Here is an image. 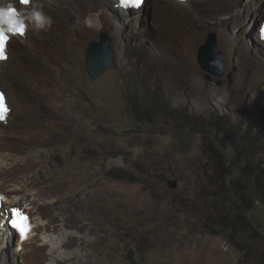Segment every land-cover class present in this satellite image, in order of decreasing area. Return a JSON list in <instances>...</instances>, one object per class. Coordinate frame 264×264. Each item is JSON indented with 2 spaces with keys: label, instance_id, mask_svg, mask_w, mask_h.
I'll return each instance as SVG.
<instances>
[{
  "label": "rangeland",
  "instance_id": "obj_1",
  "mask_svg": "<svg viewBox=\"0 0 264 264\" xmlns=\"http://www.w3.org/2000/svg\"><path fill=\"white\" fill-rule=\"evenodd\" d=\"M12 1L3 4L15 6ZM76 1L80 7L58 19L57 34L45 28L58 49L53 64L21 35L10 43L40 58L41 70L28 74L35 80L32 89L52 93L53 105L71 116L57 132L61 139L45 146L47 169L53 172L40 184L61 194L72 186L101 193L98 203L104 207L87 208L95 214L87 222L94 220L96 228L87 229L91 242L83 245L88 256L82 264H264V225L258 232L247 219L264 224L259 201L264 200V152L255 159L260 168L253 175L252 163L226 149L219 126L222 117L243 122L247 116V125L257 131L258 116H251V108L264 113V45L258 41L264 0H230L218 10L208 7L198 19L172 13V2L145 0L139 13L130 7L131 16L108 24L105 7ZM103 31L111 38L112 67L93 78L86 50ZM213 34L226 60L222 76L198 61ZM129 46L135 50L130 57L124 54ZM6 65L0 66V84L12 96L20 88L15 73H26ZM131 70L145 76L150 89L162 86L175 106L187 107L199 118L201 133L179 132L165 119L140 122L120 86ZM121 169L132 178L114 177ZM31 188L19 195L20 206L30 202L33 207ZM89 199L82 198V207L69 203L62 214H79ZM51 200L42 196L41 203ZM10 208L4 202V210ZM31 215L48 223L40 213ZM78 225L42 235L44 264H58L66 231L79 230ZM15 244L11 239L0 243V264H23Z\"/></svg>",
  "mask_w": 264,
  "mask_h": 264
},
{
  "label": "bare ground",
  "instance_id": "obj_2",
  "mask_svg": "<svg viewBox=\"0 0 264 264\" xmlns=\"http://www.w3.org/2000/svg\"><path fill=\"white\" fill-rule=\"evenodd\" d=\"M8 1L15 4L12 0ZM16 1V5L13 6L18 12L16 18L19 19V22L25 21V23H28L26 16L34 7L33 0H30L28 5L22 3L21 0ZM79 1L82 4L81 1L88 3L90 0ZM142 1L144 2L145 0ZM166 1L172 2L170 5L172 13L198 19L208 7L214 9L221 6L225 7L230 0H186L184 3H181L180 0H161L159 4L162 5ZM93 5H101L108 10L109 15H106L105 24H108L110 19L124 21L131 16L130 8L121 6L116 0H93L91 7H94ZM141 5L132 7L133 12L139 13L142 10ZM5 6L3 0H0V9H5ZM41 6L44 13L53 21L48 26L49 30L51 28L57 34L58 30L60 31L59 25L57 26L58 19L64 15L68 17L70 12L80 7V4L76 0H41ZM119 11L123 15L115 14V12L118 14ZM15 36L19 35H12L11 40L16 39ZM21 37L35 51L42 48L40 51L43 52L46 61L53 64L54 59L58 60V49L54 45L55 41L52 39L53 37L51 38L47 35L45 29L36 31L29 24ZM49 39L50 41H48ZM10 41L7 43L8 57L0 61V66L7 64L6 66L11 71L23 70L26 74L19 75L15 73V83H17L16 79H18L20 88L12 96H8V93H6L11 112L5 121L0 122V194L4 196L3 202L11 204V207L20 206L18 204L19 195L22 192H28V187H32L31 191L35 192V199L33 207L30 202L21 206L32 217L33 226L28 238L22 239L21 235L13 228L2 229L3 225L6 224L3 218V221L1 220L2 226H0V243H8V239L15 242L16 255L19 256L23 264H44L47 257L40 242L43 238L42 235L57 232L60 226L67 228L68 226H74V223H80L78 225L79 230L66 231V239L61 246L63 254L57 258V262L58 264H71L70 262L82 264V257L88 256V254L83 252V245L86 242H91L87 229L96 228L94 220L87 222L88 219L95 215L93 211H89L87 208L90 206L104 207V205L98 203L101 200V193L93 194L92 187L87 189L85 187L72 186L68 188L65 194H61L59 190L56 191L40 184L44 178V183H46V178L49 179V174L53 172L47 169L49 160L45 146L61 139V134L57 132L61 129L64 120L67 121L71 116L63 110L62 106L58 108L53 105L55 98L52 93H44L42 90L32 89L35 80L29 77L28 74H38L41 70L40 58L32 56L29 51L23 49L20 51L14 48ZM258 41L264 45V41L260 38V32L258 33ZM14 86L15 84L12 87ZM52 134L56 135V138L51 139L49 136ZM42 196H47L52 200L41 203ZM84 196L90 197L86 202L84 211L70 217L62 214L61 211L66 209L68 204L73 201L81 204L82 207L84 203L81 200L86 198ZM109 207L105 205V208L108 209ZM38 213L47 217L48 223L42 224L31 215ZM57 217L63 222H60Z\"/></svg>",
  "mask_w": 264,
  "mask_h": 264
},
{
  "label": "trees",
  "instance_id": "obj_3",
  "mask_svg": "<svg viewBox=\"0 0 264 264\" xmlns=\"http://www.w3.org/2000/svg\"><path fill=\"white\" fill-rule=\"evenodd\" d=\"M134 53L135 50L131 46L124 51V54L128 57L135 55ZM137 71L131 70L126 73L124 72L120 86L123 87L127 100L140 122L144 124L156 123L158 119H165L171 121L179 132H188L191 130L197 134L201 133V124L197 116L193 115L187 107L175 106L168 95L164 93L165 89L162 86L155 84L150 89L147 84L148 79L140 75ZM233 107L235 108V106ZM251 109V116L257 113L259 130L257 129L256 131L250 125H247L249 119L247 116L243 122H233L230 116L222 117L219 119V126L221 136L223 137L221 141L227 147L226 149L228 151L230 148L233 149L247 163H252V173L257 176L260 165H256L255 159L259 154L264 152V134L261 132L264 131V113L260 109ZM112 174L116 178H132V175L128 171L122 169ZM261 187H264V181L260 183V190L262 189ZM259 201L264 203V200L260 199ZM247 219L253 228L263 233L258 227L259 225H264L263 223L255 224L257 222L254 217H248ZM255 235L257 236L258 234L255 233Z\"/></svg>",
  "mask_w": 264,
  "mask_h": 264
},
{
  "label": "water",
  "instance_id": "obj_4",
  "mask_svg": "<svg viewBox=\"0 0 264 264\" xmlns=\"http://www.w3.org/2000/svg\"><path fill=\"white\" fill-rule=\"evenodd\" d=\"M110 35L103 31L99 40H92L86 50V68L91 77L97 78L107 69L112 67L113 50L110 44ZM217 38L213 34L199 51L198 61L207 72L222 76L226 70V62L223 53L217 49ZM2 88V86L0 85ZM3 89V88H2ZM173 187H177L176 181H171Z\"/></svg>",
  "mask_w": 264,
  "mask_h": 264
},
{
  "label": "clouds",
  "instance_id": "obj_5",
  "mask_svg": "<svg viewBox=\"0 0 264 264\" xmlns=\"http://www.w3.org/2000/svg\"><path fill=\"white\" fill-rule=\"evenodd\" d=\"M185 1L186 0H180L181 3H184ZM117 2L121 6H123V7H129V8L130 7H133L131 5H125L124 3H122V0H117ZM142 3H143V1H142ZM28 4H30V0H29L28 3H26V5H28ZM33 4H34V7L31 9V11L26 16L28 23H25V21L19 22V19L17 18L19 24L23 26L24 30L28 27L29 24H31L36 31L45 29L46 27L50 26L53 23V21H52V19L49 16H47L44 13V11L42 9V6H41V0H33ZM9 6L13 7L12 4H9L8 6L5 7V9L8 8ZM5 31L7 32V40H6V46H5V49H4V56H5V58L2 59V60L7 59V57H8V55H7V48H8L7 43L11 40V36L13 35L11 32H8L7 31V25H5ZM259 32H260V38H261V40L264 41V21L261 24V28H260V31ZM225 62H226V60H225ZM85 65H86V56H85ZM0 85L3 88L2 89L0 87V94H3V96L5 98L6 105H7V115H6V118L4 120H0V122H2V121H5L8 118V116H9V114L11 112V108L9 107V103L7 101L5 88L3 87L2 84H0ZM3 200H4V196L2 194H0V226H2L1 225L2 223L1 222L3 221L2 219L4 218L5 221H6V224H5L6 227H4L5 225H3L4 228L2 227V229H5V228H13V229H15L21 235L20 231L17 228L13 227V225L10 223V219L12 218V211L11 210L13 208H16V209L19 210L20 213H23V215L28 218L27 221H25V223H27V225H28L27 231L25 232L24 235H21V238L22 239H27L28 238V234L31 232L32 226H33V223H32V220H31L32 217L28 214V212H26L25 208H23L21 206H13L10 209H5L4 210V208H3V206H4Z\"/></svg>",
  "mask_w": 264,
  "mask_h": 264
},
{
  "label": "snow or ice",
  "instance_id": "obj_6",
  "mask_svg": "<svg viewBox=\"0 0 264 264\" xmlns=\"http://www.w3.org/2000/svg\"><path fill=\"white\" fill-rule=\"evenodd\" d=\"M22 3H28L29 0H21ZM125 5H131L133 7H139L142 0H122ZM17 11L14 7L9 6L6 9H0V60L4 59V49L6 46L7 32L5 31V25H7V31L13 35H23L24 28L19 24L17 20ZM7 115V105L3 94H0V120H4ZM12 218L10 223L13 227L17 228L21 235H24L27 231L28 225L25 223L27 217L20 213L18 209L13 208Z\"/></svg>",
  "mask_w": 264,
  "mask_h": 264
}]
</instances>
